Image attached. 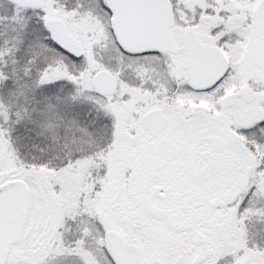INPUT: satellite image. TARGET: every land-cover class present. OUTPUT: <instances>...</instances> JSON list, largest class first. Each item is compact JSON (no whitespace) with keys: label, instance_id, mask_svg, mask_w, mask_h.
Segmentation results:
<instances>
[{"label":"snow or ice","instance_id":"obj_1","mask_svg":"<svg viewBox=\"0 0 264 264\" xmlns=\"http://www.w3.org/2000/svg\"><path fill=\"white\" fill-rule=\"evenodd\" d=\"M0 264H264V0H0Z\"/></svg>","mask_w":264,"mask_h":264}]
</instances>
